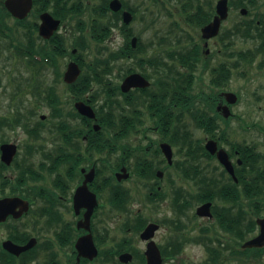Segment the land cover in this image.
<instances>
[{
	"label": "flooded vegetation",
	"instance_id": "1",
	"mask_svg": "<svg viewBox=\"0 0 264 264\" xmlns=\"http://www.w3.org/2000/svg\"><path fill=\"white\" fill-rule=\"evenodd\" d=\"M5 1L0 60L10 48L24 70L0 73V264H264V243L248 246L263 227L264 183L248 162L264 176V120L235 114L230 87L231 62L259 58L264 110V0H225L219 32L233 8L242 18L214 52L201 29L220 0H178L199 22L193 39H130L112 71L83 48L84 1L35 0L22 19ZM43 14L59 20L49 36ZM238 37L253 43L240 55Z\"/></svg>",
	"mask_w": 264,
	"mask_h": 264
},
{
	"label": "rangeland",
	"instance_id": "2",
	"mask_svg": "<svg viewBox=\"0 0 264 264\" xmlns=\"http://www.w3.org/2000/svg\"><path fill=\"white\" fill-rule=\"evenodd\" d=\"M84 1V12L79 14V18L83 19L86 24V34L87 39L88 35L90 33L89 29L91 26V20L95 18V13L90 9L95 3L100 2V0H82ZM130 5L133 7H138L139 11H141V15L143 16L142 19H139V17L130 25L133 28V31L136 33H142V39L143 40H158L161 36H164V39L167 38L169 40L175 41V38L177 36V30L172 24L177 20V23H180L179 25L182 26V32L185 33H196L198 32V26L194 25L191 21H189L188 17L189 14H191L193 11L190 9H184V6L182 7V4L178 2V0H127ZM182 1V0H181ZM185 2V1H184ZM188 10V11H187ZM172 11V12H171ZM242 18V15H240L238 9H232L231 14L228 17V19L224 22L221 32L219 36L216 37L217 44L214 47H210L211 51L214 52V50L218 48V44H221V41L223 37H225V31L223 28L230 27L233 23L239 21V19ZM105 21V20H104ZM8 25L12 23V20L8 19ZM74 23V21H73ZM64 28L60 29L59 31L62 32ZM168 30L170 32H168ZM223 31V33H222ZM74 33V30L72 31V35ZM181 34L180 32H178ZM76 34V33H74ZM224 34V36H223ZM182 37L184 34L181 35ZM9 37H1L0 39H8ZM123 41V38L118 31V29L113 30L111 33V36L109 37L106 42L102 43V45H106L109 50L111 47H117L120 45ZM89 53L95 52L96 42L89 40ZM219 42V43H218ZM232 48L231 50L234 51L236 54L239 53L242 49H246L248 47H251L253 45L252 41H249V39L238 37L234 40H230ZM10 48H7V50H4V55L7 58H4L0 60V73L2 75V79H5L6 72H17L16 69L21 65V63L16 64V60L9 58L10 55ZM9 50V51H8ZM15 56V55H14ZM92 56V54H91ZM217 55L215 54V57ZM219 56V55H218ZM17 58V56H15ZM240 59H237V65L236 67L232 66L233 61L231 62V81H230V87L231 90L236 92H239L240 95V101L238 104L234 107L233 112L237 115H241L243 118L248 119L249 121H261L264 120V110L262 108H258L257 101L255 102V93L259 89L256 87L258 86L257 78L259 77L257 73H259L261 70L257 67V62L259 61V58L256 57V60L252 64L247 65H240L239 61ZM19 61V60H18ZM62 62V59H60L59 64ZM21 70L24 69L20 66ZM242 73H244L246 76L251 77L250 80H246ZM260 87V86H259ZM258 93H260L258 91ZM43 113H47L46 110H42ZM252 136L249 135L247 138L248 142H251ZM46 178L44 180H40L39 182H35L36 184H48L49 183V176L46 174ZM187 255H189L190 259H194L196 256L199 257L200 251L197 247H192V250L189 254L187 252Z\"/></svg>",
	"mask_w": 264,
	"mask_h": 264
},
{
	"label": "trees",
	"instance_id": "3",
	"mask_svg": "<svg viewBox=\"0 0 264 264\" xmlns=\"http://www.w3.org/2000/svg\"><path fill=\"white\" fill-rule=\"evenodd\" d=\"M108 1L109 0H100V2L95 3L92 8H90L94 13H98L100 16H106L107 15V11H109L108 9ZM122 2V8L121 9H129L130 11H132L133 13V21L136 20L138 18V7H133L132 5H130L128 3L127 0H121ZM66 10H72L73 7L67 8V6L65 7ZM74 11V10H72ZM63 12V11H60ZM58 12V13H60ZM33 13H35V0H34V10ZM121 10H119L118 12H113L111 13L107 18H105L104 20H101L100 22L98 21H92L91 20V26H90V34L89 37L96 42V44H98V46H96V53L93 55V57L96 59L95 61L99 62V71L103 70V71H112V64L113 61L115 60L116 57L118 56H125L128 53L125 51L126 49H128V41L130 39L131 36L135 35L132 31L131 26H127L125 24H119L121 21ZM115 23L114 25L112 24V21ZM189 21L192 22L191 18L189 17ZM199 23V22H197ZM196 23V24H197ZM31 24V23H30ZM119 26L118 29L121 31V36L124 38V45L123 46H119L118 50H109V48H107V46H103L101 45L104 42V39L109 35L111 28L113 26ZM241 30L242 28L239 27L238 31H234L235 35L241 34ZM26 32H31V34L33 33L34 29L32 27V25L28 26V28L26 30H24ZM25 32V33H26ZM27 36V38H30V36H28V34H25ZM137 38H138V42L140 43V40L142 39V37L139 34H136ZM160 39H163L160 38ZM74 41V46H83L80 41ZM138 43V44H139ZM85 46H83L84 48ZM87 48H88V43H87ZM239 54V53H238ZM240 55V54H239ZM94 70H98V69H94ZM256 162V158H254L253 160L249 159V165L252 164V167H250V169L252 170V173H250V179L252 180L251 183H258V179H261V183H264V176L262 177V174L257 171L259 170V167L254 165V163ZM255 191H253L254 193ZM249 195H250V191H248Z\"/></svg>",
	"mask_w": 264,
	"mask_h": 264
},
{
	"label": "water",
	"instance_id": "4",
	"mask_svg": "<svg viewBox=\"0 0 264 264\" xmlns=\"http://www.w3.org/2000/svg\"><path fill=\"white\" fill-rule=\"evenodd\" d=\"M31 3H32V0H6L5 1L7 8L12 12L14 16L19 17V18H22L27 14V12L29 11L31 7ZM120 6H121V3L119 0H112L110 2V7L113 10H117ZM226 10H227L226 1L220 0L218 3V7H217V15L214 17V19L210 23H208L201 29L203 37L209 38V37L215 36L218 33L220 20L225 18ZM42 18H43V22L40 26V33H42L45 36H49L52 30L59 23V20L54 19L49 14H43ZM131 18H132V15L129 11L123 12L124 22H129ZM132 42L133 43L135 42V38L132 39ZM69 70L71 72L79 71L75 64H72ZM133 78H139V77L135 75L128 76L122 85L123 89L126 90L130 87V84ZM228 96L229 98H231V101L234 102L235 97H236L235 94L231 93ZM224 113L226 114V111ZM221 160H223L226 163V165H228V162L226 161L225 157L221 158ZM259 222L261 224V227L263 226L262 232L259 236L255 237L254 239L249 240L248 246H260L264 243V219L259 220Z\"/></svg>",
	"mask_w": 264,
	"mask_h": 264
}]
</instances>
